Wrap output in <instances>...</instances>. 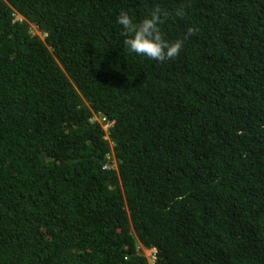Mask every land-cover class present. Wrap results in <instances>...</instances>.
I'll use <instances>...</instances> for the list:
<instances>
[{
	"label": "trees",
	"instance_id": "1",
	"mask_svg": "<svg viewBox=\"0 0 264 264\" xmlns=\"http://www.w3.org/2000/svg\"><path fill=\"white\" fill-rule=\"evenodd\" d=\"M156 6L183 44L160 62L117 23ZM143 248L264 264V0H0V264Z\"/></svg>",
	"mask_w": 264,
	"mask_h": 264
},
{
	"label": "clouds",
	"instance_id": "2",
	"mask_svg": "<svg viewBox=\"0 0 264 264\" xmlns=\"http://www.w3.org/2000/svg\"><path fill=\"white\" fill-rule=\"evenodd\" d=\"M167 17V12L160 6L154 7L147 16L138 22H133L132 17L127 11H121L117 17V23L125 29V39L123 40V48L127 49L130 53L147 57L151 60L160 62L176 57L183 44L181 40L168 41L162 30L161 25ZM92 121L98 123L104 131V141L110 146L107 157L116 165L113 142L110 138L109 128L113 124L107 121L105 117L94 116ZM115 162V163H114ZM144 249V248H143ZM144 251H147L144 249ZM150 255L148 264L154 263L155 251H147Z\"/></svg>",
	"mask_w": 264,
	"mask_h": 264
},
{
	"label": "rangeland",
	"instance_id": "3",
	"mask_svg": "<svg viewBox=\"0 0 264 264\" xmlns=\"http://www.w3.org/2000/svg\"><path fill=\"white\" fill-rule=\"evenodd\" d=\"M142 251H143L144 256H147V257L149 258V260H150V255H149V253H148L147 251H144V250H142Z\"/></svg>",
	"mask_w": 264,
	"mask_h": 264
}]
</instances>
